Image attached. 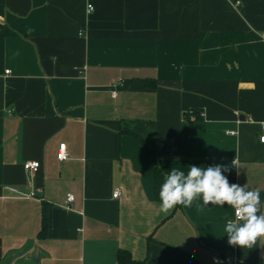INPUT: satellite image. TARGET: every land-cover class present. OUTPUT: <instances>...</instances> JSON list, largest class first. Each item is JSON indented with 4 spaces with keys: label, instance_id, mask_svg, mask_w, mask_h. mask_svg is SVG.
I'll use <instances>...</instances> for the list:
<instances>
[{
    "label": "crops",
    "instance_id": "crops-1",
    "mask_svg": "<svg viewBox=\"0 0 264 264\" xmlns=\"http://www.w3.org/2000/svg\"><path fill=\"white\" fill-rule=\"evenodd\" d=\"M261 122L264 0H0V264H264L230 206L154 195L155 166L235 159L264 203Z\"/></svg>",
    "mask_w": 264,
    "mask_h": 264
},
{
    "label": "clouds",
    "instance_id": "clouds-1",
    "mask_svg": "<svg viewBox=\"0 0 264 264\" xmlns=\"http://www.w3.org/2000/svg\"><path fill=\"white\" fill-rule=\"evenodd\" d=\"M264 127V122H261ZM264 142V136L261 137ZM233 167H239L237 161ZM229 168L222 164L191 165L187 174L172 168L159 189L160 211L167 214L177 205L190 207L202 196L203 204L228 205L235 210V219L227 220L224 229L230 246L252 249L264 246V203L260 190H248L246 185L230 184L223 174Z\"/></svg>",
    "mask_w": 264,
    "mask_h": 264
},
{
    "label": "trees",
    "instance_id": "trees-1",
    "mask_svg": "<svg viewBox=\"0 0 264 264\" xmlns=\"http://www.w3.org/2000/svg\"><path fill=\"white\" fill-rule=\"evenodd\" d=\"M8 32L9 31H6V33H8ZM141 81L145 86H148V87H154L155 86L154 80L143 79ZM189 114L194 115V120L200 119L202 117V112L200 110H197L196 108H191L188 111H186L185 117ZM164 177L165 176L160 171V169L157 166H155V168H154V185H155L154 195H155V199L158 201H160L158 194H159L160 186L164 181ZM42 229H44V219H43V228ZM115 264H143V261L133 259L127 250L119 249L117 251Z\"/></svg>",
    "mask_w": 264,
    "mask_h": 264
},
{
    "label": "built area",
    "instance_id": "built-area-1",
    "mask_svg": "<svg viewBox=\"0 0 264 264\" xmlns=\"http://www.w3.org/2000/svg\"><path fill=\"white\" fill-rule=\"evenodd\" d=\"M239 4V1H235V5H238ZM79 35L82 34V31H79L78 33ZM191 120H194V115H191L190 117ZM260 136H259V141H261V137L264 136V127H262L261 123H260ZM227 133L229 135H233L235 134L236 132L234 130H229L227 131ZM264 143V142H262ZM56 158L58 161H63V160H66L68 158V152H67V149H66V146H65V143H60L58 145V150L56 152ZM233 162V161H232ZM232 162L228 165H226L228 168H231L233 167L232 165ZM38 166H39V163L38 161H35V160H28V161H25L23 163V168L31 173H34L37 169H38ZM120 192L118 189H115L112 193V197L113 198H117L119 196ZM34 193L33 192H30L29 196H33ZM73 200V195L72 194H67L66 195V203L67 205ZM233 216H234V219H235V210H233Z\"/></svg>",
    "mask_w": 264,
    "mask_h": 264
}]
</instances>
